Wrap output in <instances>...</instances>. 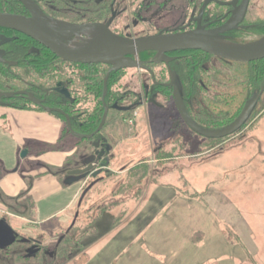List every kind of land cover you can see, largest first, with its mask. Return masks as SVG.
<instances>
[{"label": "rangeland", "instance_id": "obj_1", "mask_svg": "<svg viewBox=\"0 0 264 264\" xmlns=\"http://www.w3.org/2000/svg\"><path fill=\"white\" fill-rule=\"evenodd\" d=\"M150 1L136 0L142 5ZM170 2L160 6L154 0L137 29L147 35L158 19L173 23L177 17L168 14L183 3L172 7ZM157 7L164 11L156 13ZM257 18L264 19V0H251L244 16L247 21ZM124 25L121 20L112 27L123 31ZM261 38L243 31L238 38L222 40L251 45ZM210 66L219 64L212 61ZM137 71L127 70L121 82L133 91L142 82L144 94L150 77L137 76ZM165 97L154 96L159 104L125 103L123 113L109 111L101 136L111 150L110 169L97 171L104 182L85 195L79 208V196L101 164L82 168L79 176L71 170L94 161L98 143L66 134L61 146L71 156L62 167H49L40 143L27 142L14 153L9 134L0 138V219L19 238L33 239L42 249L26 257L28 247L16 243L1 250L7 264H77L81 255L78 264H264V109L240 133L221 142H207L180 127L185 147L174 151L170 162L145 164L141 183L119 192L124 181L138 178H128L132 168L142 166L137 162L153 160V151L170 137L171 120L178 114ZM123 117L134 118L135 124L130 127ZM77 182L80 191L72 200ZM42 184L43 190L36 187ZM104 204L111 208L92 218ZM77 210V224L65 235Z\"/></svg>", "mask_w": 264, "mask_h": 264}, {"label": "trees", "instance_id": "obj_2", "mask_svg": "<svg viewBox=\"0 0 264 264\" xmlns=\"http://www.w3.org/2000/svg\"><path fill=\"white\" fill-rule=\"evenodd\" d=\"M45 13L55 19L69 20L73 24L82 23H108L113 24L123 21L124 26L135 27L144 17L143 11L149 9L154 0L143 4L136 0H33ZM172 0H166L165 2ZM164 0H158L160 6ZM136 4L137 7L133 5ZM128 5V8L126 7ZM148 6V7H147ZM223 11L225 8L222 9ZM164 11V7H157V12ZM0 12L22 14V7L16 0H0ZM125 14V15H124ZM123 15V16H122ZM114 18V19H113ZM123 18V19H122ZM113 20V21H112ZM135 22V23H134ZM246 25V31L257 36L264 37V19L257 18L241 22ZM136 24V25H135ZM113 28H116L115 26ZM118 34L123 31L114 29ZM130 32V29L125 30ZM0 32L11 36L15 35L6 28H0ZM242 31H235L231 37L238 38ZM25 45L18 41L5 42L6 60L16 64L8 66L0 61V93H13L12 97L0 98V106L21 111L46 112V110H60L68 116L70 130L67 127L65 117L58 112L49 114L60 120L63 124L59 144H62L66 134L73 133L87 139L92 136L99 140L100 132H96L100 125L104 105L111 107L121 99L120 79L123 71H112L107 80L105 76L109 67L104 64L78 66L63 62L48 51L35 45L33 41L24 39ZM37 50L30 52V49ZM152 52H142L138 57L142 60L150 59ZM179 55V53H177ZM185 58L169 63L171 75L178 83L182 106L189 118L200 128L208 131H223L234 125L253 96L262 88V94L247 123L260 110L264 109V59L251 63H237L224 60H216L218 67L210 66L212 58L200 52H188ZM148 68L152 71L157 82H168L170 75L163 63H149ZM154 92L165 93L170 88L152 85ZM67 91L66 94L60 92ZM20 91H27L35 103L20 95ZM246 123V124H247ZM246 124L236 133L221 139H205L207 142H221L240 133ZM170 142V150L159 149L154 156L157 164H162L166 159L171 160L181 137L176 130ZM54 149V148H50ZM135 166L129 171L130 177L136 181L128 184L124 181L118 189L119 192H127V187L139 185L143 180L147 167ZM129 181V180H128ZM126 195V194H125ZM113 201L109 202L112 203ZM107 204L97 208L98 214L110 209ZM10 249V248H9ZM1 253V251H0ZM7 258L0 256V264H7ZM83 259L81 255L79 261Z\"/></svg>", "mask_w": 264, "mask_h": 264}, {"label": "water", "instance_id": "obj_3", "mask_svg": "<svg viewBox=\"0 0 264 264\" xmlns=\"http://www.w3.org/2000/svg\"><path fill=\"white\" fill-rule=\"evenodd\" d=\"M17 1L30 13V17L0 13V27L14 30L31 38L64 62L95 65L104 64L111 67L110 72L113 70L132 68L142 69L147 71L150 76L153 77V74L146 68L144 62L133 60L131 59V56L142 52H158L162 56L163 61H165L169 60L166 56L167 52L176 50H196L216 59L229 62L251 63L264 59V44L234 45L222 40V35L230 31L233 28V25L243 17L247 10L249 0H242V3L235 14H233L231 19L220 28L207 31L204 30L203 27H197L190 32L177 34L159 33L133 39L113 34L109 29L110 22L107 24H65L45 15L33 0ZM210 1L211 0H205L200 13ZM52 22H57L58 25L54 26ZM89 29L100 30L103 34V38L83 50H68L62 46L63 44H68L74 39H77L78 35L84 34V32ZM110 72L106 74L105 81ZM170 86L173 90L174 105L181 120L187 125L191 132L205 139L226 138L239 131L250 118L260 95L262 94L261 88L258 94L253 96L252 100L246 106L245 111L234 125L223 131L214 132L200 128L189 118L181 104L180 92L176 82H171ZM12 96V93H0V98ZM30 99L35 103H38L33 98ZM46 112H58L62 114L65 117L67 127L70 130L68 116L66 114L60 110H46ZM107 114L108 109L105 108L100 125L96 130L97 133L105 125ZM73 135L76 136V134ZM79 137L82 138V136ZM91 137L92 136H86L88 139ZM105 165L106 164H101V166ZM91 168L92 167H88L85 171H89ZM73 174H80V172H73ZM97 175L98 172H95L93 177L95 178ZM97 181L98 180H95L83 191L78 205H80L87 192L96 185ZM73 225L74 222L71 227ZM17 237L18 234L8 225V223L4 219H0V251L14 245L17 241ZM19 242L24 244L27 243L28 240L20 239ZM27 251L26 257H32L38 250L35 249V247H32Z\"/></svg>", "mask_w": 264, "mask_h": 264}, {"label": "flooded vegetation", "instance_id": "obj_4", "mask_svg": "<svg viewBox=\"0 0 264 264\" xmlns=\"http://www.w3.org/2000/svg\"><path fill=\"white\" fill-rule=\"evenodd\" d=\"M17 1V0H16ZM250 1L248 2V6H247V9L250 5ZM170 2V1H169ZM178 2H182L183 5L181 7L177 6L176 7V11H174L173 13L171 12L170 14H168V18L171 17V15L173 14L176 18L173 23L171 24H168V23H165V19H158V25L157 27L155 28L154 32L153 33H150V34H145V32H142L141 30L137 29V28H141L139 25L143 24L145 21L143 18H139V22H138V26L136 25L135 27H128V26H125L123 27L124 29V32H123V35H120L118 34L114 29L116 28H113L112 25L113 23L111 21L110 22V26H109V29L110 31L113 33V34H116L118 36H121V37H128V38H139V37H144V36H151V35H156V34H159V33H163V34H177V33H184V32H190V31H193L195 30L197 27H203L204 30H207V31H210V30H214V29H217V28H220L221 26H223L225 23H227L233 14H235V12L237 11V9L239 8V6L241 5L242 3V0H211L210 3L204 8V10L200 13V10H201V7L203 5V3L205 2V0H172L170 2V5L169 6H174L176 5V3ZM17 3L22 7L23 9V12H21L22 14H14V15H20V16H24V17H30V13L22 6L21 3H19L17 1ZM35 3V2H34ZM36 4V3H35ZM37 5V4H36ZM38 6V5H37ZM213 7V9H211L209 11V8L210 7ZM39 7V6H38ZM40 8V7H39ZM183 9V11H181L180 9ZM225 8V10L223 11L222 9ZM187 9L189 10L188 13H187ZM40 10L47 16L51 17L52 19L58 21V22H62V23H65V24H73L71 22H69V20H59V19H55L53 18L52 15L50 14H47L45 13L41 8ZM175 10V8H174ZM247 11V10H246ZM155 12L157 13V8L155 10ZM0 13H5V12H0ZM246 13V12H245ZM6 14H11V13H6ZM245 16V14L243 15V17ZM239 19V21L233 25V28L224 33L222 35V38H229L231 37L230 34H232L233 32L235 31H246V25H243L241 22H242V19ZM114 19V18H113ZM113 21V20H112ZM108 22V23H109ZM141 22V24H140ZM95 23H101V22H95ZM135 23V22H134ZM82 24H89V23H82ZM102 24H107V23H102ZM76 25H80V24H76ZM0 28H4V27H0ZM127 28L130 29V32H127L125 30H127ZM7 30H10L12 33H14L15 35H11V36H6L3 33L0 32V61L1 62H6L8 64V66H12L14 64H16L14 61H10V60H6L4 59L5 58V50L3 49V46H4V43L5 42H11L12 40H15V41H18V43L22 46V45H25L27 41H25L24 39H27V40H30V41H33L35 45H38L40 48L48 51L46 48H44L40 43L32 40L31 38L21 34V33H18L14 30H11V29H8L6 28ZM89 32V31H88ZM86 32H84L85 34ZM131 33V34H130ZM84 34H81V35H78V37L80 36H83ZM133 35V36H132ZM77 37V38H78ZM87 37V36H84L80 42H82V40ZM76 41V39H74V42ZM79 42V43H80ZM79 43L77 44L79 46ZM34 49H30V52L32 51H35L37 50V48L35 49V47H32ZM49 53H51L50 51H48ZM188 52H200V51H196V50H176V51H170V52H167L166 53V56L169 58V60H165L163 61L162 59V56L157 52H152V55L150 57V59L148 60H142L141 58L138 57V54H135V55H132L131 56V59L133 60H136L138 62H144L145 63V66L148 70H150L148 68V64L149 63H163L165 64V67L168 69V73L170 75V80L168 82H157L155 81L154 79V75L153 77L150 76V74L147 72V71H144L142 69H136V68H132L133 70L137 71L136 75L138 76H141V73H147L150 77L149 79V85L147 86V91L146 93L143 94V90H142V82L139 83V87H138V91H133V90H128L126 89V87L124 86V84L121 82V79H123L125 75V72L127 70H131V69H124V70H113V71H123L124 74L122 75L121 79H120V90H121V94H122V97L121 99L118 101V103H115L114 105H112L111 107H107L104 105V110L105 108L108 109V113L110 110H116L118 113H123L125 111H127V107L124 105L125 103H131L133 104L132 106H135L137 105L138 103H143V100L148 102V101H152L154 102L155 104H159L157 103L155 100H154V96H161V97H165L166 100L165 102L168 103V101L171 99L173 104H174V100H173V90H172V87L170 86V83L171 82H176L174 79H173V76L171 75V71H170V66H169V63L171 62H176L178 61V59L180 58H185L186 53ZM177 53H179V55H177ZM202 54H205L203 52H200ZM52 54V53H51ZM54 55V54H53ZM207 55V54H206ZM55 56V55H54ZM210 56V55H208ZM56 57V56H55ZM212 58V61H216V60H219V59H216L212 56H210ZM58 58V57H57ZM59 59V58H58ZM60 60V59H59ZM62 61V60H61ZM211 61V62H212ZM64 62V61H63ZM67 63H70V62H67ZM71 64H75V65H80V66H88V65H95V64H78V63H71ZM15 66V65H14ZM108 66V65H107ZM109 69H108V72H110V66H108ZM140 71V72H139ZM107 72V73H108ZM112 72V71H111ZM150 72L152 73V71L150 70ZM153 74V73H152ZM136 77V76H135ZM150 83L152 85H159V86H163V87H167L166 89L170 88V91H167L165 93H160V92H154L153 88L150 87ZM177 86H178V83L176 82ZM128 85V84H127ZM123 86V87H122ZM125 90H124V89ZM179 88V86H178ZM65 93H64V92ZM60 92L62 94H66L67 91L65 89H61ZM180 92V90H179ZM13 94V93H12ZM14 95V94H13ZM20 95L31 100L30 98H32V95L27 92V91H20ZM181 96V95H180ZM168 99V100H167ZM32 101V100H31ZM37 101V100H36ZM180 101H181V98H180ZM34 102V101H33ZM182 104V103H181ZM175 107V105H174ZM176 109V107H175ZM176 112H177V109H176ZM178 114V112H177ZM135 113L133 115V117H135ZM108 116V114H107ZM107 119V118H106ZM122 120L127 123L130 127H132L135 122H134V118H122ZM173 127L170 128V137L169 139L164 143V144H161L158 148H156L153 153H152V157L154 158L155 156V153L159 150V149H164L165 151L166 150H170V142H172L173 140V135H174V132L176 130L179 131V137H181V140H179V143H181L182 145H178L176 147V150L177 151H180V149H183V147H185V142L183 141V132L180 131V127H182L183 129L185 130H188L191 132V130L187 127V125L181 120L179 114H178V118H173L171 120ZM106 123V121H105ZM105 126V125H104ZM103 126V128H104ZM102 128V129H103ZM101 129V130H102ZM101 130L99 131L100 132V138L99 140H95L93 139L92 137L91 138H87L86 140H90L91 142H96L98 143L97 145V148H98V152L97 154L95 155V159L93 162V164H111L110 162V159H111V156H110V152L111 150L108 149L107 145H106V141H104L102 139V136H101ZM130 132H132V129L130 128ZM193 133V132H192ZM80 135H76V137H78L79 139H82L79 137ZM104 143V147L103 149L100 148V146ZM175 150V151H176ZM108 157V159H107ZM175 159V158H174ZM105 162H104V161ZM167 161H171L169 159H166L164 162H167ZM157 164V161L156 160H150V161H144L142 159H140L137 164ZM93 167V166H92ZM93 172L91 174L92 176V179H91V182L88 183L87 186H85L81 192V194L83 193V191L88 187L90 186L95 180H99L98 176L97 177H93ZM98 182V181H97ZM97 184V183H96ZM94 187V186H93ZM92 189V188H91ZM90 189V190H91ZM89 190V191H90ZM88 191V192H89ZM87 192V193H88ZM80 194V196H81ZM80 196H79V199H80ZM85 197V196H84ZM84 199V198H83ZM83 199L81 201V203L83 202ZM79 202V200H78ZM77 207L79 208V205L77 204ZM77 208V209H78ZM90 212V211H89ZM76 213H77V216H76ZM78 218H79V211L77 210V212H75L74 216H73V219L71 221V224L68 228V230L66 231V234L67 235L68 233L71 232L72 228L75 227V225L77 224V221H78ZM74 222V225L71 227L72 223ZM20 239H24V238H19V236L17 237V241L16 243H20L19 240ZM28 240L27 243H24V245H26L28 248L26 249V254H27V250L28 249H31L32 247H35V249H37L38 251L36 252V255L39 254L41 252V246L39 245V243L33 239H26ZM63 240V238H61L60 240H58L57 242V246H59V244L61 243V241ZM15 243V244H16ZM20 244H23V243H20ZM33 250V249H32ZM32 252V251H31ZM50 254V253H48Z\"/></svg>", "mask_w": 264, "mask_h": 264}, {"label": "crops", "instance_id": "obj_5", "mask_svg": "<svg viewBox=\"0 0 264 264\" xmlns=\"http://www.w3.org/2000/svg\"><path fill=\"white\" fill-rule=\"evenodd\" d=\"M6 117V121L5 118ZM7 126V127H6ZM63 124L60 120L55 118L54 116L50 115L48 112H36V111H21V110H14L8 107L0 106V138L8 137L6 132L10 136V140L12 141L13 147L12 152L19 148L24 149L27 147L26 143L30 141H34L40 143L42 148H45V155H46V165L49 167H62L65 160H67L71 155H69V151H64L63 146L60 149H55L58 147L59 143L58 140L60 138V134L62 131ZM9 130L11 131L9 133ZM54 148L49 149L48 148ZM59 148V147H58ZM83 167H75L71 170V174L73 172H80V170L84 167L86 169L88 167L94 166L93 162L90 161ZM110 167L105 166L99 167V169H95L93 173L99 170H108ZM15 171H13V175H15ZM74 176H79V174H74ZM1 178V177H0ZM102 177L99 178L95 187L101 185L104 180H101ZM24 179V178H23ZM41 185V184H40ZM37 188L41 187L40 189L43 190L45 187L44 184L42 186L36 185ZM79 183L74 184V189L72 192L73 199L78 196L80 191ZM94 187V188H95ZM20 193H24V189L19 190Z\"/></svg>", "mask_w": 264, "mask_h": 264}, {"label": "bare ground", "instance_id": "obj_6", "mask_svg": "<svg viewBox=\"0 0 264 264\" xmlns=\"http://www.w3.org/2000/svg\"><path fill=\"white\" fill-rule=\"evenodd\" d=\"M52 24L54 26H57L58 23L57 22H52ZM89 31V32H88ZM86 33L83 36H80L76 39V41L74 42V40L68 44H63L62 46L65 47L68 50H83L86 49L87 47H89L91 44H93L94 42L100 40L101 38H103V34L100 30L98 29H89L87 31H85ZM85 37L82 42L81 39ZM80 42V43H79ZM79 43V46L77 45ZM264 44V37L257 40L256 42H254L252 45H263Z\"/></svg>", "mask_w": 264, "mask_h": 264}]
</instances>
